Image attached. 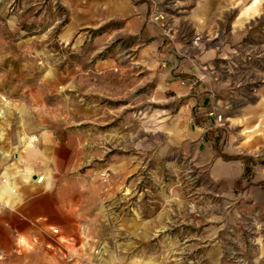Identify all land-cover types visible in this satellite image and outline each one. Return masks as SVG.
Returning <instances> with one entry per match:
<instances>
[{"label": "rangeland", "instance_id": "1", "mask_svg": "<svg viewBox=\"0 0 264 264\" xmlns=\"http://www.w3.org/2000/svg\"><path fill=\"white\" fill-rule=\"evenodd\" d=\"M254 1L0 0V187L25 142L44 177L0 264H264Z\"/></svg>", "mask_w": 264, "mask_h": 264}, {"label": "crops", "instance_id": "2", "mask_svg": "<svg viewBox=\"0 0 264 264\" xmlns=\"http://www.w3.org/2000/svg\"><path fill=\"white\" fill-rule=\"evenodd\" d=\"M141 10L145 11V8H141ZM144 17V12L142 15L140 16H135L133 17L129 22H131L132 24L136 23L137 20L139 19H143ZM187 71L191 74V75H195L196 74V67H194V65H191L187 68ZM253 117L248 118L247 122H249V120L251 121ZM248 137H252V140L249 141V145H251L254 142H258L259 141V136H252V134H247ZM22 148L19 149L18 152L14 153V162H11L3 171L1 174H5V175H9L12 178V181H10L9 179L5 180V183L2 184V187H0V200L3 201L5 204H7L8 206H13V205H17V211L19 212V217L18 216H14L12 217L9 211L3 210V206H1L0 209V230H2L3 232L7 233L8 235L10 233H14V236L17 237L19 236H26V235H30L31 233V229H28V226L21 220L22 216H32L34 213L32 212V206H31V201H17L15 202V200L20 197H18V194H10L11 192H14V187L17 185L18 180L20 181V179L22 178L23 180H28L30 179V183L27 184L26 186H24L22 188V192H26V190L31 189V187H36L37 185H40L41 183H35L34 181V176L35 173H33V163H32V157L30 154V149L31 146H29V144H27L25 142V144H22ZM20 165V166H28L30 168L24 169V171H21V169L15 167L16 165ZM1 164V163H0ZM32 166V167H31ZM11 170V171H10ZM11 173V174H10ZM20 176V177H18ZM20 178V179H19ZM44 178V177H43ZM21 182V181H20ZM28 192V191H27ZM31 236V242H35V236H33L32 234Z\"/></svg>", "mask_w": 264, "mask_h": 264}, {"label": "built area", "instance_id": "3", "mask_svg": "<svg viewBox=\"0 0 264 264\" xmlns=\"http://www.w3.org/2000/svg\"><path fill=\"white\" fill-rule=\"evenodd\" d=\"M43 180H44V178H43V175H40V176H34V181H35V183H41V182H43ZM0 209H1V206H0ZM50 229V232L51 233H53V234H55V233H57V228H49ZM92 251V250H91ZM64 256H65V254H64ZM66 257V256H65ZM66 259L68 260L69 259V257H66Z\"/></svg>", "mask_w": 264, "mask_h": 264}, {"label": "bare ground", "instance_id": "4", "mask_svg": "<svg viewBox=\"0 0 264 264\" xmlns=\"http://www.w3.org/2000/svg\"><path fill=\"white\" fill-rule=\"evenodd\" d=\"M256 2H257V1L255 0V1H254L252 4H253V5H255V4H256Z\"/></svg>", "mask_w": 264, "mask_h": 264}]
</instances>
